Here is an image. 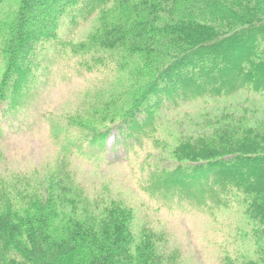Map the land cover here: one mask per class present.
Segmentation results:
<instances>
[{
	"label": "trees",
	"instance_id": "16d2710c",
	"mask_svg": "<svg viewBox=\"0 0 264 264\" xmlns=\"http://www.w3.org/2000/svg\"><path fill=\"white\" fill-rule=\"evenodd\" d=\"M78 7L102 9L104 21L86 41L69 44L71 52H91L93 67L115 65L121 77L119 91L95 97L98 113L92 120L97 115V123H109L93 126L78 141L104 148L114 128L122 138L137 140L158 113L192 97L240 90L264 95V0H12L0 15V116L15 112L19 100L10 90L21 95L37 57L58 46L61 19ZM237 119L180 145L186 158L176 156L173 167L162 169L151 191L168 200L194 197L211 207L236 203L250 227L235 237L256 242L260 258L225 257L222 264H261L264 122ZM77 190L65 175L50 185L44 200L22 212L6 204L0 213V263L161 264L151 240L135 239L130 208L111 206L95 220L89 210H78L71 193Z\"/></svg>",
	"mask_w": 264,
	"mask_h": 264
},
{
	"label": "rangeland",
	"instance_id": "374dc122",
	"mask_svg": "<svg viewBox=\"0 0 264 264\" xmlns=\"http://www.w3.org/2000/svg\"><path fill=\"white\" fill-rule=\"evenodd\" d=\"M11 2L0 5V15ZM101 11L78 7L62 18L58 46L37 57L20 96L10 90L19 103L14 113L0 116V213L8 203L22 212L34 201L44 200L50 185L67 175L79 189L71 192L78 210H89L93 219L111 206L130 208L135 239L151 240L161 264L259 259L256 242L244 234L235 237L239 229L250 227L243 224L236 203L211 207L194 197L168 200L151 189L154 181L159 182L158 175L165 174L161 170L170 169L182 157L180 145L195 135L223 121L232 125L237 118L264 122V95L240 90L223 97H192L158 113L137 140L122 138L114 128L104 148L90 145L85 138L78 141L88 130L109 123H97L101 117L97 115L92 120L98 113L96 95L107 97L111 90L121 89L115 65L93 67L91 52L75 55L69 47L86 41L102 25ZM4 65L0 53V77Z\"/></svg>",
	"mask_w": 264,
	"mask_h": 264
}]
</instances>
